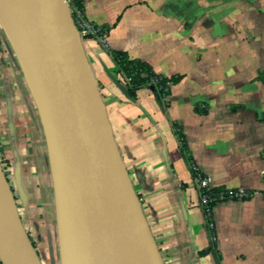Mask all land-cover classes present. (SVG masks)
Returning a JSON list of instances; mask_svg holds the SVG:
<instances>
[{"label": "crops", "instance_id": "1", "mask_svg": "<svg viewBox=\"0 0 264 264\" xmlns=\"http://www.w3.org/2000/svg\"><path fill=\"white\" fill-rule=\"evenodd\" d=\"M81 3L107 30L104 45L86 38L83 47L164 263L264 264V0ZM111 50L177 77L166 100L150 84L128 95ZM0 157L9 183L11 173L38 204L52 186L44 135L1 28ZM192 163L210 187L253 196L217 202L212 229Z\"/></svg>", "mask_w": 264, "mask_h": 264}, {"label": "water", "instance_id": "2", "mask_svg": "<svg viewBox=\"0 0 264 264\" xmlns=\"http://www.w3.org/2000/svg\"><path fill=\"white\" fill-rule=\"evenodd\" d=\"M42 127L58 264H165L65 0H0ZM0 264H42L0 163Z\"/></svg>", "mask_w": 264, "mask_h": 264}, {"label": "rangeland", "instance_id": "3", "mask_svg": "<svg viewBox=\"0 0 264 264\" xmlns=\"http://www.w3.org/2000/svg\"><path fill=\"white\" fill-rule=\"evenodd\" d=\"M84 41L86 40L82 39V42ZM1 159H3V157H1ZM3 164L5 170H8L7 168L9 165L5 163L4 159ZM9 179V184L14 189L13 193L16 197L17 206H19L20 209L19 212L22 222L37 249L42 264H58L54 209L51 205L53 201L52 186H49L46 192L39 193L40 198L38 204L30 205L29 203L32 200L31 195L24 192L20 194L17 183L13 180V174L9 173ZM23 201H25V205L22 204ZM34 222L37 223L39 230H34ZM50 251L53 253L52 257L49 256Z\"/></svg>", "mask_w": 264, "mask_h": 264}, {"label": "built area", "instance_id": "4", "mask_svg": "<svg viewBox=\"0 0 264 264\" xmlns=\"http://www.w3.org/2000/svg\"><path fill=\"white\" fill-rule=\"evenodd\" d=\"M70 13L73 12L75 17L74 25L80 35L81 38H83L86 35H92L94 39H96L100 44L104 45L107 37V30L103 26L96 25L94 23L89 22L83 15V11L75 6L74 0H65ZM71 5V9H70ZM72 10V11H71ZM73 19V18H72ZM161 76V75H160ZM166 77V76H164ZM160 80L159 76L152 77L149 80L148 84H157ZM172 81L170 80V77H166L165 82L163 86L158 87L159 89H163L164 92L170 91L172 87ZM167 98V95H163L162 99L165 101ZM262 121L264 123V115L262 117ZM191 169L194 172V177L199 189L200 198H201V205L204 209L205 216L208 219L209 226L213 229V221H212V209L211 206L212 202L215 201H221L225 199H231L235 201H244L245 199H249L253 196L254 192L252 191H245L243 189H232V190H221L216 195H214L211 192L212 187H210V179L209 177L203 175V173L199 170V168L192 163ZM262 196L264 198V192H262ZM35 247V245H34ZM36 249V248H35ZM37 250V249H36Z\"/></svg>", "mask_w": 264, "mask_h": 264}, {"label": "trees", "instance_id": "5", "mask_svg": "<svg viewBox=\"0 0 264 264\" xmlns=\"http://www.w3.org/2000/svg\"><path fill=\"white\" fill-rule=\"evenodd\" d=\"M74 4H75V6H77L78 8H80L83 11V6L81 3V0H74ZM70 9H71V5H70ZM71 16L73 18V21L75 22V17H74L73 12H71ZM75 25H76V22H75ZM77 29H78V27H77ZM86 38H93V37H92V35L89 34V35L84 36L81 39H86ZM111 55L113 57V60H114L115 66H116V73L120 76V80L127 86L128 95L135 96L136 91L141 86L147 85L149 83L150 78L156 77V76H159L160 80L158 81L157 84H154L153 86L156 88L159 96L162 98L163 95H167V96L169 95L170 91L164 92L163 89L158 88L160 86H163L166 77L160 76V75L156 74L155 72H153L151 66L148 63L140 62L137 59H129L127 53L122 52V51L111 50ZM170 80L172 81V84H174L177 81V77H170ZM101 96H102V93H101ZM179 139L181 140V147L183 148L184 142H183L182 133H179ZM0 163H1L3 170H5V166L3 164V159H1V157H0ZM129 177H130V175H129ZM7 180H8V178H7ZM8 182H9V180H8ZM131 182H132V180H131ZM11 189H12V187H11ZM221 190H223V189L222 188H212L211 192L214 195H216ZM12 191H13V189H12ZM245 200H247V199H245ZM217 202H219V201L212 202L211 206L214 207V205ZM201 208L204 212L202 205H201ZM19 210L20 209L18 207V211ZM19 214H20V212H19ZM20 217H21V215H20ZM30 239H31V237H30ZM31 241H32V239H31ZM32 244L34 246L33 241H32Z\"/></svg>", "mask_w": 264, "mask_h": 264}]
</instances>
